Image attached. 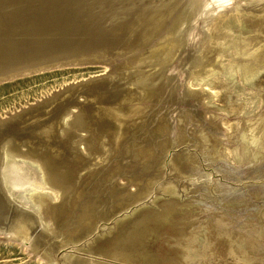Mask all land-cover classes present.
<instances>
[{"label":"rangeland","instance_id":"374dc122","mask_svg":"<svg viewBox=\"0 0 264 264\" xmlns=\"http://www.w3.org/2000/svg\"><path fill=\"white\" fill-rule=\"evenodd\" d=\"M0 264H264V0H0Z\"/></svg>","mask_w":264,"mask_h":264},{"label":"bare ground","instance_id":"6f19581e","mask_svg":"<svg viewBox=\"0 0 264 264\" xmlns=\"http://www.w3.org/2000/svg\"><path fill=\"white\" fill-rule=\"evenodd\" d=\"M76 50L72 48L70 45H53V46H47L43 49V51L39 52L38 54L43 55L44 58H53L56 59L59 56L62 55H71L75 53ZM55 53V54H54ZM16 53H11L10 55L6 56V60H4V63L6 65H12V66H17L21 65L23 63L30 62L31 60H20L17 56ZM32 55V54H31ZM31 58V57H30ZM19 59V60H18Z\"/></svg>","mask_w":264,"mask_h":264}]
</instances>
